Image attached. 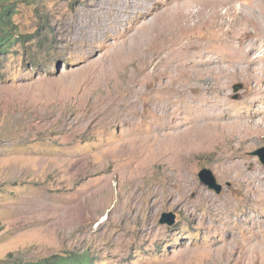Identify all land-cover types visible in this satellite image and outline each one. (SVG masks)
Returning a JSON list of instances; mask_svg holds the SVG:
<instances>
[{
  "label": "rangeland",
  "instance_id": "374dc122",
  "mask_svg": "<svg viewBox=\"0 0 264 264\" xmlns=\"http://www.w3.org/2000/svg\"><path fill=\"white\" fill-rule=\"evenodd\" d=\"M130 1L146 0H122L118 19L119 0L14 2L18 38L0 55V261L79 252L94 264H264V250L246 244L264 239V194L250 181L264 178L254 154L264 132L188 148L179 146L188 133L178 135L209 105L220 122L261 119L264 80L226 78V105L211 90L154 92L169 74L154 62L172 50L190 55L176 60L182 68L222 56L228 68L239 43L251 66L264 58V37L253 38L264 0H148V15ZM167 5L175 20L161 30L150 19ZM225 157L240 169L225 170ZM166 212L171 226L159 222Z\"/></svg>",
  "mask_w": 264,
  "mask_h": 264
},
{
  "label": "bare ground",
  "instance_id": "6f19581e",
  "mask_svg": "<svg viewBox=\"0 0 264 264\" xmlns=\"http://www.w3.org/2000/svg\"><path fill=\"white\" fill-rule=\"evenodd\" d=\"M122 3H123L122 0H119V3L116 4L117 7L114 8V9H116V12H115L116 19H118L122 16V14H121V11H122L121 7L123 5ZM174 3L176 4V2H174ZM128 4L131 7V9L136 10V12H138V10L140 9L142 15H148V9L150 7V2L148 0L141 2V3L136 2V1H130ZM176 5H178V4H176ZM175 10H177L175 5H169V6L167 5V7L163 8L162 10L160 9V11H157L152 16V18L150 20H154L155 18L159 19L161 21V24H160L161 30H164V29H166L167 25H170L172 23V21L175 20V17H174V14L176 13ZM181 13H182V15H181L182 18L187 16V11H184V12L181 11ZM208 21H210V20L208 19ZM255 23H256L257 29L255 28V32H253V34H254L253 38L259 39L261 37H264V27H261L260 23H259V25L257 22H255ZM251 41H253V40H251ZM159 43H161L162 45L165 44V42H163V41H160ZM251 44H253V42ZM239 45H241V44L239 43L237 45L230 47L232 59H229L226 61L227 63L230 64V66L228 68L222 67L221 62L224 60L223 56H222V58L217 60L216 63H213V62L211 63V59H212V57H211V59L208 60V66L203 67L201 69H199V68L194 69V68H182L180 65L181 63L178 65L175 64V62H177L176 60L179 59V61H180L183 58V56H185L184 54H186V53H184L183 50H182V52L172 50V51L167 52L165 55H162V56L159 55L160 57L154 62L156 71H158L159 75H161L163 73H169V74H168L167 80L163 81V83H161V84H158V86H156L154 88V92L157 93L161 90L166 89L169 97H175V95H177V94H179V95L183 94L188 99L191 96H194L195 99H204L202 94L203 93L206 94V92L211 90V91L217 93V99L215 100V102L217 104L222 103L223 105H226L227 101L223 97V94L221 91L222 85L224 84V80L226 78H228V77H241V76L244 77L247 75V76H249L248 77L249 79H253L255 81H263L264 80V58H263V56L257 57L255 60H253L256 64L254 66H251L252 61L250 59V51L245 50L246 47L242 46V50H241L242 53H238L237 49H238ZM187 48H189V47H187ZM194 57H196V55ZM185 58H190V55H188ZM185 58H183V59H185ZM244 61L246 62V65H240ZM197 65L200 66V64H197ZM209 65H212V66H209ZM182 66L184 67V65H182ZM187 67H188V65H187ZM206 81L214 82V84L211 85L212 88L205 85ZM178 91H182V93H179ZM256 93H254V94H256ZM145 96H149V94L147 93V94H145ZM152 98L156 99L157 97L154 96ZM208 103H209V101H208ZM162 105H164V103H162ZM212 107H213L212 105H209L204 110L205 113H207V115L198 117L191 126H189L184 131H180L178 133L179 136H183L186 133H188V135H189V136H187L188 138L186 137L187 138L186 141H184V142L180 141L181 142L180 145L178 144L180 146V148H184V147L188 148V147L197 146V145H211L216 141H220V140L224 141L228 138L238 139L239 141H247V140H251V139L256 138L258 135H260L261 133L264 132V117L263 116L259 120H249V119H246L245 117H237L236 116V118L234 117V119L232 118V120H230V121H228V119H227L226 122H220L219 121L220 119L218 120L217 118H214L211 116L213 114L210 115ZM222 166H223V168H225V170H230V172H235V171L240 169L241 165L239 164V162L237 160H230L228 157H225L223 162H222ZM183 179L185 180L184 181L185 184H189V180L186 177H184ZM250 181L254 182V185H252V186L250 185L251 191H253L254 194L255 193L256 194H259V193L264 194V178H258L256 176V177H252ZM246 244L248 245V247L253 252H257L258 250H264V239H262L261 241L256 242V243L255 242H252V243L246 242Z\"/></svg>",
  "mask_w": 264,
  "mask_h": 264
},
{
  "label": "trees",
  "instance_id": "16d2710c",
  "mask_svg": "<svg viewBox=\"0 0 264 264\" xmlns=\"http://www.w3.org/2000/svg\"><path fill=\"white\" fill-rule=\"evenodd\" d=\"M26 0H0V55L7 52L15 43L16 26L12 21L14 2ZM94 258L86 253L69 252L65 254H53L39 259L16 257L9 253L0 264H94Z\"/></svg>",
  "mask_w": 264,
  "mask_h": 264
},
{
  "label": "water",
  "instance_id": "95a60500",
  "mask_svg": "<svg viewBox=\"0 0 264 264\" xmlns=\"http://www.w3.org/2000/svg\"><path fill=\"white\" fill-rule=\"evenodd\" d=\"M254 154L258 156L259 160L264 165V146L255 150ZM198 177L205 185L211 189H214L217 193L221 191L222 186L216 181L210 169L202 168L198 173ZM159 222L161 224H167L171 226L175 223V214L172 212L162 213Z\"/></svg>",
  "mask_w": 264,
  "mask_h": 264
}]
</instances>
